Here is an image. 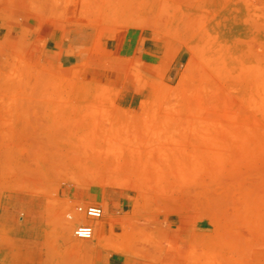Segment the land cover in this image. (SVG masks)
<instances>
[{
	"label": "rangeland",
	"instance_id": "1",
	"mask_svg": "<svg viewBox=\"0 0 264 264\" xmlns=\"http://www.w3.org/2000/svg\"><path fill=\"white\" fill-rule=\"evenodd\" d=\"M4 200L0 264H264V0H0Z\"/></svg>",
	"mask_w": 264,
	"mask_h": 264
},
{
	"label": "crops",
	"instance_id": "2",
	"mask_svg": "<svg viewBox=\"0 0 264 264\" xmlns=\"http://www.w3.org/2000/svg\"><path fill=\"white\" fill-rule=\"evenodd\" d=\"M81 37H77L73 42L72 41H62L61 43H58L57 41H53L54 48H57L56 51L58 53L59 62L63 65L64 68H72L76 66L80 60L82 55H79L83 49V47L86 45L81 39ZM73 50L74 54H70L69 52ZM15 202L13 200H4L3 205L1 206L0 211V218L2 219V231L0 234V239L3 241L6 239L7 233L6 230L9 229L10 225L14 224V221L17 220L16 218H20V221L22 224L25 223H32V213L30 209H32V206L29 205H19V206H10L11 204H14ZM21 215V216H20ZM24 215V216H23ZM27 217H26V216ZM26 217V218H25ZM32 225H28L27 227H20V233H19V239L24 241V243H27L31 241L32 233H30L29 230ZM35 231L40 232V228L34 227ZM42 233V232H41ZM36 240H43L42 236L36 237ZM27 248H36V247H28ZM0 254L2 256L7 254V248L2 246L0 248Z\"/></svg>",
	"mask_w": 264,
	"mask_h": 264
},
{
	"label": "bare ground",
	"instance_id": "3",
	"mask_svg": "<svg viewBox=\"0 0 264 264\" xmlns=\"http://www.w3.org/2000/svg\"><path fill=\"white\" fill-rule=\"evenodd\" d=\"M220 63V62H219ZM258 69V68H257ZM262 74V73H261ZM259 79V78H258ZM224 129V128H223ZM223 132V131H222ZM90 206H94V205H90ZM90 206H82V207H80V206H78V207H76L73 211H71V212H69L68 213V215H67V220L69 221V222H76L77 220H76V218H77V216H78V218H81L80 219V222L82 223V224H80V225H78L77 227H75V231H74V235L76 236V233H77V231L80 229V228H82V227H84V226H89L91 229H92V231H93V236H94V234H95V231L94 230H97V229H103V230H106V229H108V230H110L111 228H113V226H114V223H111V221H107V220H105V222H100V220H98V221H96V222H94L95 220H91V219H89V217L87 216V214H86V209H87V207H90ZM96 206V205H95ZM105 206V205H104ZM99 207V206H98ZM104 208V207H103ZM105 211V210H104ZM107 212V211H106ZM104 217V216H103ZM93 236H92V238H93ZM76 238V237H75ZM76 239H78V238H76ZM78 240H80V241H90V240H92V239H90V240H82V239H78Z\"/></svg>",
	"mask_w": 264,
	"mask_h": 264
},
{
	"label": "built area",
	"instance_id": "4",
	"mask_svg": "<svg viewBox=\"0 0 264 264\" xmlns=\"http://www.w3.org/2000/svg\"><path fill=\"white\" fill-rule=\"evenodd\" d=\"M86 214L91 220L98 221L103 218L104 210L101 206H90L86 209ZM93 231L89 226H84L80 228L76 233V238L82 240H90L92 239Z\"/></svg>",
	"mask_w": 264,
	"mask_h": 264
}]
</instances>
